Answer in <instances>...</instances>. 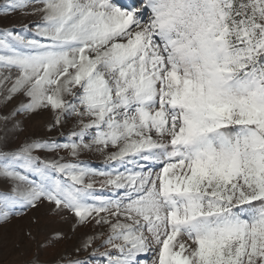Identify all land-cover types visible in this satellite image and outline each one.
Segmentation results:
<instances>
[{"label": "snow or ice", "instance_id": "snow-or-ice-1", "mask_svg": "<svg viewBox=\"0 0 264 264\" xmlns=\"http://www.w3.org/2000/svg\"><path fill=\"white\" fill-rule=\"evenodd\" d=\"M20 11L39 19L0 27V223L47 201L103 229L77 248L98 264H264V0H3L0 20ZM41 112L67 134L9 147Z\"/></svg>", "mask_w": 264, "mask_h": 264}, {"label": "rangeland", "instance_id": "rangeland-1", "mask_svg": "<svg viewBox=\"0 0 264 264\" xmlns=\"http://www.w3.org/2000/svg\"><path fill=\"white\" fill-rule=\"evenodd\" d=\"M2 3L3 0H0V4ZM37 19H39L37 16L20 11L6 20H0V27L13 25L19 27ZM18 101L19 97H15L6 106L0 104V112L10 111ZM50 119V112H41L24 119L20 129L9 135L8 146H17L29 135L56 137L61 132L67 134V126L50 131L47 128ZM81 159L91 160L93 166L99 164L97 156L82 155ZM54 209V205L45 201L35 208L21 209L20 215H12L7 222L0 223V264H30L33 260L39 264H64L66 260H83L85 257L88 258L87 264H98V261L102 260L99 256L89 255L91 247L81 251H77V248L81 247L87 236L103 229L92 224L77 225L71 213Z\"/></svg>", "mask_w": 264, "mask_h": 264}]
</instances>
